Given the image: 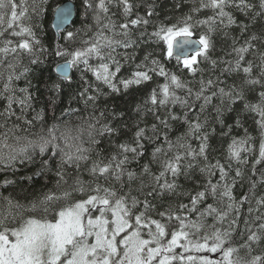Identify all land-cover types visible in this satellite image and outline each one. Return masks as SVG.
<instances>
[{
	"label": "snow or ice",
	"instance_id": "obj_1",
	"mask_svg": "<svg viewBox=\"0 0 264 264\" xmlns=\"http://www.w3.org/2000/svg\"><path fill=\"white\" fill-rule=\"evenodd\" d=\"M168 3L0 0V264H264V0Z\"/></svg>",
	"mask_w": 264,
	"mask_h": 264
},
{
	"label": "trees",
	"instance_id": "obj_2",
	"mask_svg": "<svg viewBox=\"0 0 264 264\" xmlns=\"http://www.w3.org/2000/svg\"><path fill=\"white\" fill-rule=\"evenodd\" d=\"M66 1H68V0H49V7H48V12H47V17H48L49 21L51 20L53 13H54V10L57 7V5H62ZM71 1L75 2L77 5V13H76L75 20L73 21V24L75 27H79L80 26V19H81V17L78 15L79 0H71ZM161 3H162V6L164 8H167L169 6L168 0H161ZM51 36H52V33L50 32L49 33V39L51 38ZM45 42L47 43L48 41L46 40ZM173 63H174V61H173ZM70 76L73 78V80H78L79 79V72L75 68H71V75ZM49 78L52 81H57L60 78L59 74L57 72L56 62L49 61V63L43 67V71L38 74V78L33 80L34 87H33L32 91L37 97L36 101H34L37 108L45 106V102H46L47 97L51 95V93H48L44 90V81L49 80ZM19 84L21 87H23V81L19 82ZM73 87H75V85H73ZM67 99H68V91L66 89L62 95V101L63 102L56 109V115L57 116H59L60 110L66 106ZM116 103L122 104L123 101L122 100L116 101ZM73 106L76 107L77 105H73ZM48 116L49 117L52 116L51 111L48 112ZM229 122H231V119H229ZM246 126H248V125H246ZM218 131H219V129H218ZM250 131H252L251 128H250ZM233 134L234 135L242 134V130L234 131ZM253 135H256L255 131H253ZM212 143L214 146H218L217 140L214 139L212 141ZM226 146H227V142H225V147ZM101 147H103V144L101 145ZM85 178L87 179V177H85Z\"/></svg>",
	"mask_w": 264,
	"mask_h": 264
},
{
	"label": "water",
	"instance_id": "obj_3",
	"mask_svg": "<svg viewBox=\"0 0 264 264\" xmlns=\"http://www.w3.org/2000/svg\"><path fill=\"white\" fill-rule=\"evenodd\" d=\"M63 5H75V9H74V13H73V21H74L75 17H76V13H77V5H76V3L71 1V0H68V1L64 2L61 6H63ZM68 74L71 75V68L69 69Z\"/></svg>",
	"mask_w": 264,
	"mask_h": 264
}]
</instances>
